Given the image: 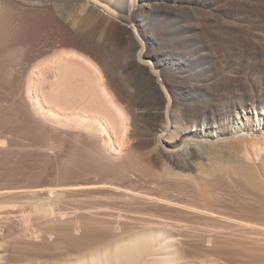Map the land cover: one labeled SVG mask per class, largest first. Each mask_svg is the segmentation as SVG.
<instances>
[{
  "label": "bare ground",
  "instance_id": "bare-ground-1",
  "mask_svg": "<svg viewBox=\"0 0 264 264\" xmlns=\"http://www.w3.org/2000/svg\"><path fill=\"white\" fill-rule=\"evenodd\" d=\"M58 1L62 0H0L1 9L5 4L27 11L45 8L55 26V51L50 55L52 57H47V64L43 63L47 66L43 65L44 68L53 72L50 91L48 95H42L50 107L45 108V100L41 96L36 94L37 97H33L31 84L28 88L26 86L28 101L35 100L38 108L46 109L56 118L66 115L63 118L68 120V117H71L69 119L72 120L73 115L77 114L81 119L76 117L81 121L79 123L77 120L78 126L81 124L82 128H95L96 132L106 137L104 139L109 146L117 144L115 136L122 130L123 123L126 125L123 128L126 132L129 125H132L129 120L141 119L147 128L153 129L154 136H159V145L164 155L172 160L175 158V162L178 160L175 165L182 168L183 172L179 171L178 174L174 171L177 175H190L188 172L184 174L185 170L197 165L198 159L209 155V159H205L209 164L208 169L206 164L203 167L200 165L201 177L211 174V177L214 175L215 178L229 177L228 180L237 177L236 180L239 178L248 184L247 186L264 191V61L245 65L252 57L264 55V46H247L242 43L240 25L228 22L240 21L242 17H232L234 12L226 9L227 3H223L224 0H205L208 5L217 4L219 7L204 15H199L196 10L200 4L199 0H141L147 1L142 4L146 6L143 11L145 15L135 19L131 16L134 15L132 7L128 11L130 23L138 27L147 22L158 25L159 35L162 38L168 36L170 40L160 42L157 46L144 39L146 37L141 29L137 34H133L126 25L117 22H111L114 23L113 26L107 28L100 37L97 36L99 25L96 23L91 27L75 30L68 24L63 8L59 9L55 4ZM242 4L238 3L236 13L241 12ZM255 12L259 14L260 20H264V9H256ZM111 17L113 18L114 14L111 13ZM192 21L195 24L193 29H190ZM232 32L240 35L235 36ZM173 35L181 36V39L171 38ZM68 37L74 39L82 50L80 51L79 47L76 49V44L74 47H61L62 44L70 45ZM111 43L125 44L126 65L115 64L108 58L107 48ZM141 45L143 48L138 51ZM85 50H88L87 54ZM168 50L170 51L167 52ZM88 52H91L89 54L92 56L88 55ZM39 67L42 65H38L34 73L37 70L41 73L42 68L40 71ZM234 68L247 73H257L260 85L258 92L246 93L249 82L243 79L244 76L240 72L231 71ZM124 71H129L131 75H126ZM43 74L46 76L45 72ZM78 75L81 79L83 77L85 85L79 83L82 82L78 81L79 78L76 79ZM114 75H117L118 79ZM123 79L128 80L129 84L132 83V86L140 81L146 90L145 95L130 96L122 82ZM79 84L83 85L84 89L77 90L76 85ZM234 84H241V87L233 89ZM231 95H237V102H230ZM70 114L72 115L67 117ZM74 119L72 121L76 122ZM253 119L256 123H252ZM164 120L165 122H162ZM112 131L113 135L116 133L115 136ZM122 131L118 137H122ZM194 138H199V142L193 140ZM127 139L125 140L128 141ZM219 142H222L224 150L220 149L221 146L219 148ZM184 145L191 149L188 157L182 152ZM197 147L203 149L197 150ZM231 149L232 154L236 153L238 156L235 155L234 163V156H227L228 162L231 161V164H227L225 155H228ZM181 157L183 162V159L186 160L184 163L180 161ZM50 198L45 200L46 202L34 203L28 213L24 207L16 209L17 205L16 208L13 206L0 211V218L3 219L7 215L19 216L22 222L19 231L23 236H35V229L29 225L34 217L37 220L40 218L44 224L47 223L51 227L48 231L50 235L56 233L60 226L64 227L62 230L70 241L65 246L66 253L60 255L59 242L54 241L57 248L52 254V261H32L27 264H220L207 250L211 248L210 242L208 247L205 244V241H211L212 231L203 225L200 226L198 221L197 227L194 222V226L192 222L190 225L186 222L188 218L185 220L175 213L163 214L165 205L185 207L184 204L165 201L163 206L159 203H162V200L156 199L155 202L161 205L157 208L154 200L149 201L151 206L145 205L144 200L140 204L132 200V204L127 202L131 208H128L127 204L125 208L122 201L119 203V200L114 199L117 203H109L105 202V199L101 201L100 198L97 202H81L82 205H78L79 201L76 206L69 207V210L68 207L64 209L61 206L59 197ZM152 202L156 206L152 205ZM162 206L163 212H160ZM230 219L236 221L232 225L239 224L237 215L230 216ZM3 235H0V264H12L13 257H7L10 250L3 248L6 240ZM16 235L13 234L9 240L13 249L18 247V238L20 239V235ZM259 238L256 239L258 242ZM13 251L11 253H14Z\"/></svg>",
  "mask_w": 264,
  "mask_h": 264
},
{
  "label": "rangeland",
  "instance_id": "rangeland-1",
  "mask_svg": "<svg viewBox=\"0 0 264 264\" xmlns=\"http://www.w3.org/2000/svg\"><path fill=\"white\" fill-rule=\"evenodd\" d=\"M199 1V7L196 9L199 15L208 14L219 7L217 4L208 5L205 0ZM62 2H65V6ZM144 2L147 1L62 0L55 2V4L58 5L59 9L63 8L68 24L75 30L81 27L85 29L96 23L99 25L97 36L100 37L107 28L113 26L114 23L111 22H117L126 25L129 32L133 34H137L138 30L141 29L146 37L144 39L150 40L154 46L160 42H169L168 36L162 38L159 35L160 27L158 25L147 22L138 27L130 23L128 11L133 7L131 11L134 15L131 14V16H134L135 19L144 17L143 11L146 9V6L142 5ZM240 2L243 4L240 8L241 12L238 14L235 10L239 8L238 3ZM223 3H227L225 6L227 10L234 12L232 17H242L240 21H228L240 25L242 43L247 46H264V20H260L259 14L255 12L256 9H264V0H224ZM2 7V9L0 8V211L8 210L13 206L16 208L17 205L16 209H23L24 207L28 213L31 212L34 203L46 202L51 199V196L52 199L59 197L60 202H62L60 205L64 209L67 207L69 209L72 205L76 206L79 201L78 205H82L86 201L92 202L94 200L97 202L100 198L101 201L105 199V202L112 201V203H117L115 200H119V203L122 201L125 208H127L126 204L127 206L129 203L132 204V200L136 204H140L144 200V204L147 206H151L149 201L154 200L156 203V199H158L157 201L162 200V203H159L163 206L165 201L184 204L186 208L173 205H165L164 208L163 206L160 208L161 210L162 208L165 209L163 214L175 213L185 220L188 218L187 220L190 222L187 220L186 222L190 225L193 222L198 223L212 231L210 233L212 234L211 241H205V244L208 247L207 244L210 242L209 247L211 248L209 249L211 251L207 250L209 254L212 253L210 255L216 261L220 264H264V191H261L262 189L247 186L248 184L246 185L239 178L236 180L237 177H232L229 179L230 181L227 179L229 177L223 176L226 180L222 176L215 178L213 175L211 177L212 174L201 177L199 171L203 165L208 164L209 155L203 157V160L198 159L197 165L190 167L187 171L185 170L184 174L190 173L189 176L177 175L175 172L178 174L179 171L183 172L182 168L175 165L178 160L176 159L175 162V158L172 160L164 155L159 145V136H154L153 129L147 128L141 119L128 121L129 124H132L127 129L129 132H125L126 129L123 130L126 125L122 124L124 125L121 127L123 131L120 130L117 135H120L122 131L121 136L125 138L118 137L116 133L113 135L114 131H112V135H116L118 141L117 144L109 146L107 140L104 139L105 136L98 131L96 132L95 128H86L85 126L82 128L81 124L78 126L77 120L80 117L76 116L77 114L73 115L75 119L79 117L76 120L73 118L76 122L69 119L71 117L68 116L72 114L67 115L68 120L63 118L66 115L58 117V119L50 115L46 109L38 108L35 100L28 101L26 92L29 84H31V94L34 98L37 95L43 98L42 95L46 96L50 91L53 72L46 69L47 66L43 63H46L55 51L53 49L55 26L45 8L27 11V9L24 10L21 7L7 4ZM111 13L114 14L113 18ZM194 24L195 22L192 21L189 28L193 29ZM232 34L240 35L237 32H232ZM171 38L180 40L181 36L173 35ZM68 40L71 41L70 45L62 44L61 47H74L76 44V49L79 47L80 51L82 50V47L74 42V39L70 37ZM142 48L143 45L139 47L138 51H141ZM87 51L85 50L86 54ZM124 51L125 44L111 43L107 48V56L115 64L126 65ZM89 53L91 52H88V55L92 56ZM262 61H264V55H259L256 58L252 57L245 65L258 64ZM38 65H42L39 67L40 71L42 68V76L38 70L36 71L37 74L34 73ZM43 65L46 67L44 68ZM148 65L150 66V63ZM231 71L240 72L244 76L243 79L248 80L249 86L246 93L258 92L260 85L257 81V73H247L237 68ZM44 72L46 76H44ZM124 72L126 75H131L129 71ZM114 76L118 79L117 75ZM78 78V81L83 79L80 76L76 79ZM40 80L43 82H39ZM122 82L130 96L145 95L146 90L140 81H137L135 86H132V83L129 84L126 79H123ZM262 82L264 83V80ZM79 83L83 84L84 82ZM37 84L38 86H36ZM78 86L81 85H76L77 90L83 88V85L79 88ZM239 87L241 84L232 85L233 89ZM230 97L232 100L230 102H237V95ZM43 100H45L43 101L45 108L50 107L49 102L44 98ZM132 121H135V124ZM252 123H256L254 119ZM88 129L89 131H87ZM90 130H94L95 133ZM198 139L194 138L193 140L199 142ZM182 147L184 150L182 152L189 156L191 149L185 145ZM200 148L197 147V150ZM219 148L225 149L222 148V142H219ZM231 150V152L229 151L231 154L225 155L226 157L233 155V149ZM240 153L242 154V152ZM184 154L183 157L186 158ZM235 155L237 154L235 153ZM235 155L232 157V162ZM206 158L207 160H205ZM179 159L183 162L182 157ZM206 161L207 163H205ZM230 162L227 164H231ZM201 164L202 167H200ZM259 166L261 165L259 164ZM168 171L170 173H167ZM195 178L202 179L198 181ZM233 179L235 180L233 181ZM113 196L117 197L114 198ZM136 204H134L135 207ZM156 204L152 202V205L156 206ZM142 205L140 206L142 207ZM159 205L157 204L156 207L158 208ZM129 206L128 208H131ZM166 206L168 207L166 208ZM169 206L174 209H170ZM157 208L153 209L156 210ZM161 210L160 212H163ZM235 215L240 219L236 226L232 225L236 221L230 219V216ZM7 216L4 219L3 217L0 218V235L3 233V237L7 241V243L4 241L3 248L10 250V253L15 250L13 252L16 255L14 253L7 255V257H13L12 264L52 261V254L57 248L54 241L59 242L60 255L66 253L65 246L70 241L62 230L64 227L60 226L56 233L50 235L48 231L51 230V227L47 223L45 225L40 218L37 220L34 217L36 219L31 220L32 223L29 224L31 227H29L34 228L35 230H33L36 232L33 234L35 236L31 235L30 238L21 235L19 228L21 229L22 222L18 215L17 217ZM36 229H40V231L38 232ZM41 231L42 233H40ZM13 234L20 235L16 249H13V244L9 243ZM257 237H260L259 242L256 240Z\"/></svg>",
  "mask_w": 264,
  "mask_h": 264
}]
</instances>
